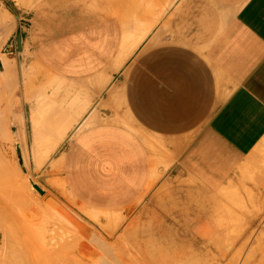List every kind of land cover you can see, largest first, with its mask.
<instances>
[{
	"label": "crops",
	"instance_id": "1",
	"mask_svg": "<svg viewBox=\"0 0 264 264\" xmlns=\"http://www.w3.org/2000/svg\"><path fill=\"white\" fill-rule=\"evenodd\" d=\"M107 3L116 18L91 17L79 0H46L20 15L22 49L68 84L43 95L56 109L53 129H65L68 117L94 122L63 158L72 195L113 214L155 177L164 185L178 178L150 210L184 220L185 237L175 220L151 224L148 234L153 250L166 249L155 256L160 264H185L195 246H211L217 231L203 232L206 222L219 227L228 207L258 211L249 219L264 210V0H177L138 48Z\"/></svg>",
	"mask_w": 264,
	"mask_h": 264
},
{
	"label": "rangeland",
	"instance_id": "2",
	"mask_svg": "<svg viewBox=\"0 0 264 264\" xmlns=\"http://www.w3.org/2000/svg\"><path fill=\"white\" fill-rule=\"evenodd\" d=\"M45 1L0 0V12L7 9L11 13L7 28L10 33L0 29V39L13 35L8 46L5 49L0 48V127L6 126L5 129L10 132L5 140H2V135H0V144L7 152L11 167L14 168L15 165L16 169H19L21 181L24 180L22 186L28 187L25 191L26 199H19L15 204L13 202V212L19 215L22 226L30 232L28 244L41 251L42 255L49 256L50 250L57 245L61 247L63 245L62 250H59L61 255L56 256L61 259L58 260L59 264H104V257L110 256H107L106 253L111 250L107 249L106 252L98 247L92 240L94 235L99 236L105 244L109 245L113 254L119 255L120 260L123 259V264H160L155 256L166 254V249H152V235L148 234L149 227L153 223L170 225V222L174 224L176 221L178 225L175 229L178 228L185 237L182 231V227L185 225L184 220L179 222V219L173 218L175 216L169 217L161 210H150V208L154 203H157L165 188H173L174 183L178 184V178L172 179L170 183L167 179L166 185H164L165 179L162 176L155 177L153 185L136 203L117 213L97 212L87 207L84 208V205L68 189L64 178V162L63 166L61 163L74 138L94 122L81 123L82 121H80L76 124V122L72 123L69 117L64 119L68 123L65 129L52 130L59 134L55 138L57 144L53 152L48 155V158L45 157L47 161L45 160L41 164L43 160H40V166L37 163L36 138L28 128L30 104L37 102L36 107L38 108L39 102L44 98L45 91L52 85L57 86L58 89L68 87L65 81L57 80L43 71L34 62L31 53L18 48V38L20 35L23 36V31L26 28V25L21 24V17L31 15L45 4ZM79 1L91 17L97 19L116 18L112 16V9L106 11L108 9L106 7L107 0ZM111 1L123 18L126 30L128 33L131 32L129 38L133 40V47L138 48L162 21L164 13L171 9L177 0ZM141 21L144 25L138 26L137 22ZM12 58L14 61L11 60ZM4 60L5 62L9 60L15 62V74L12 70H8V66L5 62L3 63ZM37 108L35 109L37 110ZM18 113H25L27 127L24 140L18 138L16 134L15 121ZM1 174L5 173L1 172ZM2 178L4 179V177ZM3 179L0 186L6 188L4 191L15 189L13 185V188L7 186L13 184L8 179V175L6 180ZM32 180L43 190L42 192L31 186ZM8 181L11 184H8ZM8 187L9 189H7ZM0 190L3 191L2 188ZM50 202L54 203L52 208ZM238 207H240L238 210H236L237 207L227 208L226 216H222L224 220L219 227L217 225L210 226L207 222L201 226L200 229L203 232L204 229H216L217 232L208 236L214 240L211 246H195L196 250L192 249L194 256L189 258L185 264H249L253 262L254 248L260 243L258 240L264 234V210L259 211V214L263 213L261 218H258V214L249 219L247 215L254 216L258 211H246L241 210V206ZM114 216L116 220L112 219V222L110 219ZM247 222L248 224H246ZM0 228L1 231L3 228L9 231L12 229V224L0 222ZM191 234L193 232H190L187 237H190ZM183 236L177 235L178 238ZM11 238L13 239V237ZM262 247L264 249V245ZM218 253L221 255L220 261L211 256ZM207 254L211 257H208ZM48 256L43 260V263L56 264L55 260L57 259L54 257V260H50ZM121 263L122 261L119 262V264Z\"/></svg>",
	"mask_w": 264,
	"mask_h": 264
},
{
	"label": "bare ground",
	"instance_id": "3",
	"mask_svg": "<svg viewBox=\"0 0 264 264\" xmlns=\"http://www.w3.org/2000/svg\"><path fill=\"white\" fill-rule=\"evenodd\" d=\"M149 1H151V0H149ZM10 15L11 14L8 10H3L1 12V15H0V21L6 24ZM137 25L143 26L144 24L141 21V22H137ZM128 34L131 35V32ZM128 37H129V35H128ZM5 58H7V57H5ZM2 60H3V58H2ZM7 60H8V58H7ZM11 60H13V58ZM4 62H5V60L3 61V63ZM3 63H2V65L4 66ZM5 64L8 66V70H12L13 73L15 72L14 71L16 69L15 62H12V61L10 62V60H9L8 62L6 61ZM15 78H16V76H15ZM39 103H40L39 107L38 108L36 107L37 110H34L32 112V121L34 123L33 133H34V136L36 138V141H35V145H36L35 150L36 151L35 152H37L36 153V155H37L36 160H37L38 165L40 164L39 163L40 160H43V162L41 161V164H43L45 162V160L47 161L48 155L51 152H53V150L57 144V141H55V138L59 134L57 131H52L53 128L55 127V126H52V124L54 123L55 120H57V119H53V117H52L56 113V111H55L56 109L53 108L54 104L52 102H50V100L46 101V102L44 100H42ZM40 106H41V108H40ZM55 125L57 126L58 123H56ZM15 127L17 130L16 134H17L18 138L20 137L21 139L24 140L25 133H26L24 113H18L17 114L16 121H15ZM5 128H6V126L0 127V129H1L0 135H2V140H5L6 138H8L7 136L10 135V134H8L10 132H8V130H6ZM57 128H58V126H57ZM4 129H5V131H4ZM39 139H41V141H39ZM0 146H1V144H0ZM45 157H47V158H45ZM9 162H10V160H9L8 155H7V152L5 151L4 146H1L0 147V176H1L0 182H2V179H3L2 177H4V179H5V178H7V175H8V179L11 180V183H13V184L9 183L10 181H8V184H11V186L10 185H7V186H9L10 188H13L12 187V185H13L15 187V189H9V187H8L7 189H9V190L4 191L6 188H3L0 186L3 189L2 192L0 190V222L12 224V229L9 231H7V229L5 230L4 228H3V231H1L2 229L0 228V264H44L43 260L46 259V256H48V255H44V254L42 255L41 251L31 247L28 244V240L30 238L29 237L30 232L28 229H26L24 226H22L23 224L19 220V215L16 214L15 212H13V206H12L13 202L15 204V202L19 201V199H26L25 191H26V188H28V187L27 186L25 187L24 185H23L24 187L22 186V184H24V180H23V182L21 181L22 179H21V175H20L21 173H20L19 169L17 168L18 169L17 170L15 165H14V168L11 167ZM12 163L14 164V162H12ZM61 165L63 166V160H62ZM1 172L5 173V174H1ZM2 175H4V176H2ZM9 176H10V178H9ZM0 185H1V183H0ZM31 186L35 187V189L39 192L43 191L40 187H38L36 182L33 180H32ZM53 205H54V203L50 202L51 208L53 207ZM262 215H263V213L259 214L258 218H261ZM108 217H110V216H108ZM112 219H115V216L112 217L110 220L112 221ZM110 220H109V223H110ZM131 230H133V229H131ZM11 237H13V239ZM92 240H94V242H96L98 247H100L101 249H103L105 251L107 249L111 250V251L107 250L108 252H110V254H107L108 252L106 251L107 252L106 255L107 256L110 255V256H108V258L106 256L104 257L105 258L104 264H119L120 261H122L121 264H123V259L120 260L119 255L113 254L112 248L109 245L105 244L99 238V236L94 235ZM258 241L260 243H258L256 245V247L254 248V251H255L254 260L252 263H249V264H264V249L262 247L264 245V234H263V237L261 239H259ZM62 248H63V245H62V247L59 245L54 247L52 250H50L51 254L48 256V258L50 260H54V257H55L57 259V260H55L56 264H59L60 261H58V260H61V259L59 257H56V256L61 255L59 250H62ZM61 264H63V263H61Z\"/></svg>",
	"mask_w": 264,
	"mask_h": 264
},
{
	"label": "water",
	"instance_id": "4",
	"mask_svg": "<svg viewBox=\"0 0 264 264\" xmlns=\"http://www.w3.org/2000/svg\"><path fill=\"white\" fill-rule=\"evenodd\" d=\"M18 48L19 50H22V36L21 35L18 38Z\"/></svg>",
	"mask_w": 264,
	"mask_h": 264
}]
</instances>
